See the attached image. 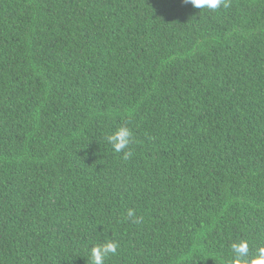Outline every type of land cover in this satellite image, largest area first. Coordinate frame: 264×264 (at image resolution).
Listing matches in <instances>:
<instances>
[{"label": "trees", "instance_id": "1", "mask_svg": "<svg viewBox=\"0 0 264 264\" xmlns=\"http://www.w3.org/2000/svg\"><path fill=\"white\" fill-rule=\"evenodd\" d=\"M227 2L0 0V264L264 244V0ZM121 125L128 159L105 139Z\"/></svg>", "mask_w": 264, "mask_h": 264}, {"label": "clouds", "instance_id": "2", "mask_svg": "<svg viewBox=\"0 0 264 264\" xmlns=\"http://www.w3.org/2000/svg\"><path fill=\"white\" fill-rule=\"evenodd\" d=\"M185 4H191L194 8L217 10L221 7L229 6L227 0H182ZM107 143L115 153H123V158L128 159L133 155L129 145L134 142L132 130L121 125L115 131L110 132L105 137ZM126 218H131L133 222H140L142 218L136 216L132 208H128ZM252 242L248 239L233 240L229 244V254L227 257L219 253L220 264H264V244L256 249L255 254H251ZM119 244L117 241L109 239L102 243L93 245L90 249L89 264H104L111 255L117 254Z\"/></svg>", "mask_w": 264, "mask_h": 264}]
</instances>
